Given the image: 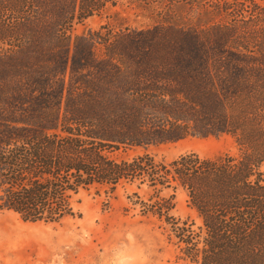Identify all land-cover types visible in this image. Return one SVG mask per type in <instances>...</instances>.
<instances>
[{"label": "rangeland", "instance_id": "rangeland-1", "mask_svg": "<svg viewBox=\"0 0 264 264\" xmlns=\"http://www.w3.org/2000/svg\"><path fill=\"white\" fill-rule=\"evenodd\" d=\"M77 2L34 0L26 17L0 15V30L17 31L14 40H0V125L55 110L93 121L108 144L119 145L111 152L117 160L239 154L230 134H217L218 121L256 59L228 50L227 34L204 39L127 5L111 12H119L120 33L107 47V15L71 24ZM147 191L138 183L83 190L75 216L54 224L0 209V264H191L168 226L150 215ZM175 204L174 217L193 229L202 224L185 191L176 192Z\"/></svg>", "mask_w": 264, "mask_h": 264}, {"label": "trees", "instance_id": "trees-1", "mask_svg": "<svg viewBox=\"0 0 264 264\" xmlns=\"http://www.w3.org/2000/svg\"><path fill=\"white\" fill-rule=\"evenodd\" d=\"M33 3L6 0L0 15L25 16ZM120 5L146 10L165 27L199 30L204 39L227 34L228 50L258 61L244 88L226 99L224 123L218 121L217 134H230L239 154L191 153L169 163L149 155L117 160L111 152L119 145L108 144L93 121L49 110L39 121L0 125V209L54 224L75 216L74 199L83 190L113 192L138 183L148 189L150 215L168 226L185 261L264 264V0H78L69 22L107 15L103 44L111 47L120 33L119 12H111ZM1 27L0 40L15 39L14 28ZM180 189L201 219L197 229L172 215Z\"/></svg>", "mask_w": 264, "mask_h": 264}]
</instances>
